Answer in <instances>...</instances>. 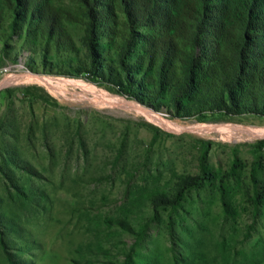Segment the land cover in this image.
<instances>
[{
    "label": "rangeland",
    "instance_id": "1",
    "mask_svg": "<svg viewBox=\"0 0 264 264\" xmlns=\"http://www.w3.org/2000/svg\"><path fill=\"white\" fill-rule=\"evenodd\" d=\"M7 18L0 264H264V116L185 115L84 22L65 48Z\"/></svg>",
    "mask_w": 264,
    "mask_h": 264
},
{
    "label": "trees",
    "instance_id": "2",
    "mask_svg": "<svg viewBox=\"0 0 264 264\" xmlns=\"http://www.w3.org/2000/svg\"><path fill=\"white\" fill-rule=\"evenodd\" d=\"M66 1L80 11L65 0H0V26L9 17L13 31L22 24L71 48L68 24L84 22L121 63L135 52L127 66L150 98L188 116H264V0Z\"/></svg>",
    "mask_w": 264,
    "mask_h": 264
}]
</instances>
